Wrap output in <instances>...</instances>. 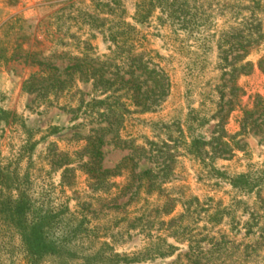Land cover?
I'll return each mask as SVG.
<instances>
[{
  "label": "rangeland",
  "instance_id": "374dc122",
  "mask_svg": "<svg viewBox=\"0 0 264 264\" xmlns=\"http://www.w3.org/2000/svg\"><path fill=\"white\" fill-rule=\"evenodd\" d=\"M113 1L118 7L117 16L140 33L139 38L142 39L138 52L151 58L167 74L171 83L170 96L159 111L162 123L170 127V132L161 128L162 123L150 126L149 119H156L153 116L128 115L119 133L122 140L133 141L135 147L148 150L146 142L158 144L157 150L162 154L161 161L168 156L167 163L170 159L173 160L169 166L170 173L162 178L160 191L154 189L147 194V183H140L135 177L144 170L159 167L156 166L157 163L142 159L136 164L137 154L131 157L133 151L131 153L130 150L117 147L111 141V136L104 139L101 166L107 170L121 166V171L119 170L118 177L107 181L109 186L106 193L93 191L90 187L92 182L84 175L82 165L87 162V154L83 152V148L86 147L85 139L91 128L90 121L93 123L95 117L87 121L76 109L80 99L86 102L99 94L92 92L89 85L82 84L76 85L77 88L72 93L59 94L56 98L28 94L24 90V83L36 72V68L28 67L21 61L0 68L1 168L9 174H14L15 171L20 175L26 174L31 196L35 200L46 202L49 199L58 204L64 198L59 188L60 175L64 165L71 161L70 168L76 170L77 177L74 187L66 191V195L73 200L70 207L74 208L77 202L83 204L85 215L91 219V226L95 228L99 242L107 243L115 254L127 258L129 264H264V249L244 240L245 232L241 225L247 223L248 216H241L235 223L238 225L234 231L227 226L226 222H231L229 220L233 218L238 219L241 212L237 208H229L233 206L230 204L234 197L233 192L220 176L209 171L212 167L220 173L240 172L250 169L245 166L248 162L264 164V143H258L257 138L246 137L247 157L239 153V160L232 163L217 162L215 166H198L191 162L190 156L184 154L179 134V128H182L184 137L188 136L186 127L191 128V120L188 119L191 106L197 108L202 105L206 108L210 101L217 102L216 90L223 79L222 71L217 66L219 62L214 43L210 38H202V32L191 35V24L186 29L179 27L180 24L173 28L165 24L162 28L155 22L139 26L133 21L135 5L139 0H98V3L113 7ZM92 2L0 0V27L12 18L21 22L15 24L12 21L10 28H5L0 33V40L2 43L9 41L8 44L12 45L20 30L21 35L36 37L39 42L36 47L50 52L48 49L53 44L42 35L46 27L44 25H47L43 24L46 18L72 3H85L84 9L91 8L93 11ZM187 2L191 9V0ZM197 3L207 11L211 18L209 22H213L204 27L207 30L204 34L209 36L237 26L240 18L249 17L250 14L249 0H198ZM189 15L191 16V12ZM50 23L54 22L51 20ZM201 28L203 27L200 30ZM74 33V29L69 31L68 39ZM58 36L60 35L55 39ZM75 37L89 42L93 54L102 60L110 55V45L103 41L98 32L81 26L80 33L77 32ZM29 43L34 45L32 40ZM82 47L74 49V54L82 52ZM51 51L66 52L67 48L56 45ZM262 55L264 54L251 50L247 60L256 62ZM238 84L246 91V95L241 98V104L247 105L250 96L264 94V73L255 71L252 76L240 78ZM76 116L78 119H75ZM185 120L189 121L185 123ZM79 124L83 126L77 128ZM94 124L95 122L92 126ZM237 126L235 119L231 118L226 128L230 132H236ZM212 128L213 123L202 133L208 138ZM28 137L31 143L37 142L29 160L26 159L27 154L22 152ZM168 138L174 142L165 143L169 149L162 147V143ZM126 157L130 160L123 162ZM254 167L264 170V165ZM134 192L135 195L129 200ZM191 195L198 197L209 208L197 209L191 215ZM205 198L214 200L210 202ZM126 202L128 204L124 209L114 210V204L121 205ZM218 207H228L229 210L225 213L233 215L218 226H208V216ZM157 209L159 211L155 212ZM260 224H264V220ZM230 226H234V223ZM238 229L240 232L235 235ZM4 241L6 235L0 228V244ZM91 246L94 250L99 249V245ZM191 247H200L207 255L194 259ZM14 254L17 259H13L12 263L11 255L1 258L0 253V264L4 259L7 260L6 264H23L18 262L17 252Z\"/></svg>",
  "mask_w": 264,
  "mask_h": 264
},
{
  "label": "trees",
  "instance_id": "16d2710c",
  "mask_svg": "<svg viewBox=\"0 0 264 264\" xmlns=\"http://www.w3.org/2000/svg\"><path fill=\"white\" fill-rule=\"evenodd\" d=\"M88 1H93V11L91 8L84 9L85 3H72L47 17L48 22H43L47 23L42 33L45 40L54 47L62 45L67 48L66 52H52L53 46L48 49L50 52L38 48L36 46L39 42L35 36L26 37L19 30L14 44H8L9 41L2 43L0 40V68L20 61L28 67L36 68V72L24 83V90L28 94H36V97L56 98L59 94L67 95L78 84L89 85L92 92L99 94L86 102L80 99L76 109L87 121L95 117L93 126L94 122L90 121L91 128L85 139L86 147L83 148V152L87 154V162L82 165L84 175L92 182L90 187L93 191L106 193L109 186L107 181L118 177L119 170L121 171V166L112 170L101 166V149L108 136H111V141L117 147L130 150L131 153L133 151L131 157L137 154L136 164L142 159L157 163L156 166L159 167L144 170L135 177L140 183H147V194L154 189L160 191L162 178L170 173L169 166L173 160L170 159L167 163L168 156L161 161L162 154L157 150L158 144L146 142L148 150L135 147L133 141L122 140L119 133L128 115L155 117V120L149 119L150 126L162 123L159 111L170 96V80L151 58L138 52L142 39L139 38L140 33L117 16L115 1L111 2L113 7L99 4L98 0ZM197 2L198 0H191L190 9L187 0H139L135 5L133 21L139 26L155 22L162 28L165 24L169 28L180 24L179 27L186 29L191 24V35L202 32V38H210L214 43L219 62L217 66L222 71L223 79L216 90L217 102L210 101L206 108L202 105L197 108L191 106L188 114L191 128L186 127L188 136L184 137L182 128H179V134L184 154L191 157L193 164L215 166L217 162L238 161L239 153L247 157L246 137L251 136L257 138L258 143H264V94L256 93L249 97L247 105H242L241 98L246 95V91L238 84L240 78L252 76L255 71L264 73V55L256 62L247 60L251 50L264 54V0H249V17L240 18L237 26L212 36L204 34L207 31L204 27L213 22H209L211 18L207 11L199 7ZM51 20L54 23H50ZM12 21L15 24L20 22L17 18L10 19L0 27V33L5 28H10ZM81 26L98 32L103 41L110 45V55L104 57V60L93 54L89 42L75 37L77 32L80 33ZM200 27L203 28L200 30ZM72 29L75 33L71 34L70 41L67 34ZM57 35L62 36V39L60 36L55 39ZM30 40L35 46L30 45ZM80 46H83L82 52L74 54V49ZM231 118L237 122L236 132H230L226 128ZM189 120H185V123ZM211 123L213 128L207 138L202 132ZM82 126L79 124L77 128ZM161 128L170 132V127L163 123ZM170 139L162 143V147L168 148L165 143H174ZM35 146L37 142L31 143L29 139L25 147H22L27 160ZM129 160L126 157L123 162ZM70 162L64 165L60 175L59 188L64 198L58 204L49 199L46 202L35 200L31 196L26 174L20 175L16 171L9 174L0 166V228L6 235V241L0 244L1 258L11 255L13 263V259H17L14 258V252H17L18 262L23 264H129L127 258L115 254L107 243L99 242L95 228L91 226V219L85 215L83 204L77 202L74 208L70 207L73 200L66 195V191L74 187L77 177L76 170L70 168ZM263 165L248 162L245 166L250 169L246 171L220 173L212 167L209 171L220 176L233 192L234 197L230 202L233 206L229 208L234 207L241 212L238 219L231 218V222H226L227 226L232 231L236 230L238 224L235 223L241 216L247 215V223L241 225L245 232L244 240L264 249V224H260L264 220V170L254 167ZM137 190L138 187L135 192ZM205 199L210 202L214 200ZM127 204L128 202L114 204L113 207L114 210L124 209ZM203 207L209 208L198 197L191 195V215ZM228 210V207H218L208 216V226H218L230 218L233 214L225 213ZM233 223L234 226H230ZM239 232L240 229L235 235ZM91 244L99 245V249L94 250ZM202 250L200 247H191V255H194V259L207 255ZM194 251L198 253L194 254ZM3 263L6 264L7 260L4 259Z\"/></svg>",
  "mask_w": 264,
  "mask_h": 264
}]
</instances>
